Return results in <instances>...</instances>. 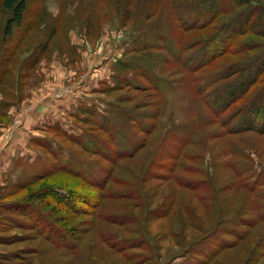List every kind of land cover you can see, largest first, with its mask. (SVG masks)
<instances>
[{
  "label": "rangeland",
  "instance_id": "rangeland-1",
  "mask_svg": "<svg viewBox=\"0 0 264 264\" xmlns=\"http://www.w3.org/2000/svg\"><path fill=\"white\" fill-rule=\"evenodd\" d=\"M3 1L0 236L17 240L0 242L7 243L0 258L20 254V264H264V134H235L227 120L263 84L223 112L216 94L203 99L189 76L172 83L185 76L191 39L206 37L211 27L185 32L175 0H27L24 25L6 35L12 14ZM240 42L242 53L221 57L211 70L264 54V36L248 33ZM158 76L166 79L162 93L151 84ZM118 108L140 115L138 122ZM88 134L104 142L106 152L91 150ZM72 161L81 165L72 168ZM100 169L106 184L97 188L93 174ZM53 190L78 194L77 211H51L43 203L55 225L74 234L66 247L3 207ZM87 198L98 206L80 202Z\"/></svg>",
  "mask_w": 264,
  "mask_h": 264
},
{
  "label": "trees",
  "instance_id": "trees-1",
  "mask_svg": "<svg viewBox=\"0 0 264 264\" xmlns=\"http://www.w3.org/2000/svg\"><path fill=\"white\" fill-rule=\"evenodd\" d=\"M3 5L12 14V17L7 22L5 34L12 35L15 26L22 27L24 25L28 1L4 0ZM175 7L178 16L177 20L185 32L211 28L206 37L191 39L192 44L183 55L185 61L182 66H184L185 76L173 79L172 83L178 84L179 80L183 81L184 78H187L186 76H189L191 87L194 86L197 94H200L203 99L216 94V99L221 104L223 112L229 111L230 107L240 99H243L252 87L257 86L258 83H262L263 87L258 90L260 92L257 95L254 94L256 96H254L252 102L248 101V104L234 111L232 109L228 113L229 115L227 114V120L233 124H230L229 131L235 134L246 131L264 134V79L261 80V77L264 75V54L256 57H247L230 66L217 65L215 66L217 71L211 70V67L221 57L227 54L242 53L245 50L244 43L240 42L244 35L252 33L264 36V5L255 6L252 0H175ZM122 66L125 67L126 65ZM160 81L162 83L166 79L158 76L152 79L151 84L155 90L162 93L163 88ZM190 81L187 79V84H190ZM117 111L126 120L138 122L140 115L124 112L123 108H118ZM144 116H141L140 122L145 121ZM99 129L105 131L103 126H100ZM89 138L91 150L96 153L106 152V145L97 136L90 134ZM123 140V144H127L126 135L123 137ZM109 154L113 155V151L111 150ZM120 156L119 154L118 158ZM110 158L113 159L111 156ZM72 162V168H75L76 165H81L75 161ZM61 170L72 176L79 177L85 183L87 182L86 178H81L82 175L75 173L71 168L68 169L66 166H63ZM101 173L100 169L96 173L98 175L93 174L96 180L101 179V182L98 180L95 185L97 188L106 184L103 177L98 178ZM67 192L60 193L53 190L50 193H42V191H38L23 197L18 202H12L9 206L4 204L3 207L6 211L16 213L20 218L24 216L25 218H29L35 230H38L43 236L49 237L51 243L60 244L59 247H66L72 244L74 234H67L63 229L57 227L55 225L57 222L55 215L48 216L45 213V209L51 205V211L56 210V206H64L75 211L80 209V205L76 203L78 201V194H71L72 191ZM80 202L93 207L99 204V201L94 203L89 198L83 199ZM43 203L46 204V207ZM73 203L76 205L73 206ZM1 217L2 214H0ZM44 228H47L50 233L45 232ZM11 240L17 239L0 236V242L6 241L8 243ZM7 243H1L0 245ZM251 252H253V249H251L247 258L251 257ZM19 255H8V258L5 256L0 259L7 258L4 261L7 264L12 263V259H14L15 262L18 260L16 264H20L19 262H23V259Z\"/></svg>",
  "mask_w": 264,
  "mask_h": 264
}]
</instances>
